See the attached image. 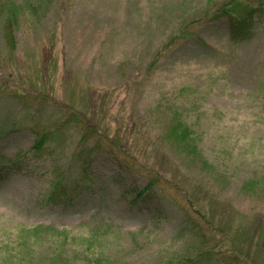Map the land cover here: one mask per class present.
I'll use <instances>...</instances> for the list:
<instances>
[{
    "label": "rangeland",
    "instance_id": "obj_1",
    "mask_svg": "<svg viewBox=\"0 0 264 264\" xmlns=\"http://www.w3.org/2000/svg\"><path fill=\"white\" fill-rule=\"evenodd\" d=\"M224 1L0 0V264H264V4L235 42L210 20ZM70 112L137 166L96 153L90 182L55 205L52 177L78 180ZM178 113L198 154L167 133ZM147 168L165 184L130 205Z\"/></svg>",
    "mask_w": 264,
    "mask_h": 264
},
{
    "label": "trees",
    "instance_id": "obj_2",
    "mask_svg": "<svg viewBox=\"0 0 264 264\" xmlns=\"http://www.w3.org/2000/svg\"><path fill=\"white\" fill-rule=\"evenodd\" d=\"M264 4V0H225L216 9L212 11L210 20L213 22H222L228 31V36L232 41L240 42L245 41L251 37V31L254 24V17L260 12ZM14 21L13 16L9 13L7 16V29L5 33L6 43L10 47H14V36L10 29L11 22ZM80 112V110H79ZM70 112L66 113L65 123L77 126L79 128V146H82L80 152L75 153L74 162H77L76 171L78 180L75 184V189H69L65 180L54 175L50 182V192L47 198L48 202L58 205L66 204L72 200V195H79L81 185H87L91 179V168L89 167V158L96 153L105 152L112 154L115 158H118L120 162H123L128 166L134 165L136 168V159L121 147L118 142L112 138L109 134L101 132L97 124L93 122V118L86 117L85 112ZM168 135L171 137L177 147L182 151L184 149H190V151L198 154L197 146L193 141L195 138V132L193 131L190 122L185 120L179 113L173 118L172 125L168 128ZM50 136L47 132L40 131L35 134L34 144L30 148L29 152L33 154H39L47 142H49ZM90 145L92 148H90ZM191 154V153H190ZM79 155H83L86 160L81 161ZM79 156V157H78ZM89 162V163H88ZM76 164V163H75ZM141 170V169H140ZM143 173V177L147 180L145 187L137 189L131 187L126 193L127 203L135 205L141 200L149 197V195L162 184H165L164 178L156 172L148 171ZM8 173L6 165H0V181L4 180ZM83 185V186H85ZM186 218L187 223L193 229L196 230L199 238L204 239V234L200 232L202 228L198 219H204L197 209L193 207L191 202H187ZM197 219V220H196ZM204 242V241H203Z\"/></svg>",
    "mask_w": 264,
    "mask_h": 264
}]
</instances>
